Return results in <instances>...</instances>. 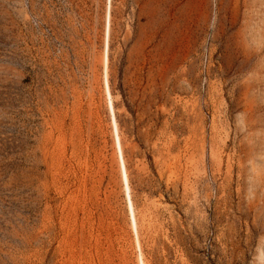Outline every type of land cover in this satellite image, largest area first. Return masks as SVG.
<instances>
[{
  "label": "rangeland",
  "instance_id": "1",
  "mask_svg": "<svg viewBox=\"0 0 264 264\" xmlns=\"http://www.w3.org/2000/svg\"><path fill=\"white\" fill-rule=\"evenodd\" d=\"M140 256L264 264V0H0V264Z\"/></svg>",
  "mask_w": 264,
  "mask_h": 264
},
{
  "label": "bare ground",
  "instance_id": "2",
  "mask_svg": "<svg viewBox=\"0 0 264 264\" xmlns=\"http://www.w3.org/2000/svg\"><path fill=\"white\" fill-rule=\"evenodd\" d=\"M108 37H109V28H110V20L108 21ZM108 64V42H107V57H106V65ZM106 83H107V87H106V92H107V96L109 98V108L113 117V124H114V129H115V141H116V145L118 147L119 150V154L121 157V162H122V176H123V180L126 183V191H127V197L129 200V204L130 205V210H131V215H132V226H133V230L136 233V237H138L137 235V222H136V218H135V214H134V209H133V205H132V201H131V195H130V187H129V183H128V177H127V172H126V168H125V164H124V160H123V154H122V147H121V142H120V137L118 134V127H117V122L115 119V114H114V108H113V103H112V98H111V94H110V90L108 87V80L106 78ZM138 240V238H137ZM140 264H144V261L142 259V256H140Z\"/></svg>",
  "mask_w": 264,
  "mask_h": 264
}]
</instances>
